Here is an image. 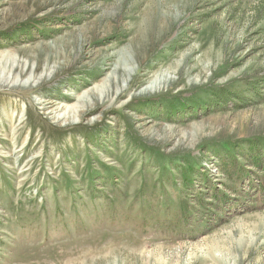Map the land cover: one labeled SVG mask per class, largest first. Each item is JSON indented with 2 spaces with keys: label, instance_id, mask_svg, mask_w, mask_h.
<instances>
[{
  "label": "rangeland",
  "instance_id": "1",
  "mask_svg": "<svg viewBox=\"0 0 264 264\" xmlns=\"http://www.w3.org/2000/svg\"><path fill=\"white\" fill-rule=\"evenodd\" d=\"M0 264H264V0H0Z\"/></svg>",
  "mask_w": 264,
  "mask_h": 264
}]
</instances>
